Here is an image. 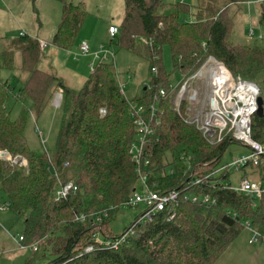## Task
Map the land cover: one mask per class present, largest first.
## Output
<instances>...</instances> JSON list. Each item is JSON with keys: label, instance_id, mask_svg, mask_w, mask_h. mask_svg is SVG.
I'll list each match as a JSON object with an SVG mask.
<instances>
[{"label": "trees", "instance_id": "16d2710c", "mask_svg": "<svg viewBox=\"0 0 264 264\" xmlns=\"http://www.w3.org/2000/svg\"><path fill=\"white\" fill-rule=\"evenodd\" d=\"M58 1L63 6L62 19L53 43L69 48L83 27L87 11L82 3ZM248 1L227 0L224 9L209 11L206 16L197 12L193 21L186 22L181 15L190 12V7L183 2L160 13L165 0H125V15L118 27L120 34L114 37L118 36L119 46L147 58L153 74L149 85L133 102L150 114V105L160 88L169 89L171 73L163 62L166 45L170 47L174 68L186 77L214 56L235 76L258 83L264 81V48L231 41L234 21L230 4ZM11 44L20 49L21 63L15 64L13 49H4L0 51V66L9 70L17 67L23 75L18 88L8 80L0 81V150H7L13 157H25L28 165L0 159V193L10 209L25 216L23 244L41 240L43 251L39 248L33 251L34 256L27 264L46 257L49 245L53 257L44 264H215L247 227L246 222L258 232L259 241H264V193L257 205L252 206L248 196L224 186V182L230 181L228 171L200 185L186 183L192 173L208 174L217 169L229 145L236 140L227 134L220 142L209 143L195 125L187 123L163 100L162 111L157 115L160 123H154L156 132L148 148L151 181L158 182L162 191L176 188L209 193L217 203L182 199L174 210V218L166 210L152 221L137 224L135 233L118 249L95 246L86 252L96 233L107 238L123 233L115 234L110 224L138 186L130 153L136 138L132 101L123 93L113 63L99 62L85 86L75 90L55 73L40 68L42 51L38 39L20 35ZM55 86L64 92V116L56 152L50 156L46 151L31 149L27 143L29 108L25 106L21 117L12 120L7 102L11 96L24 103L31 100L35 112L40 113ZM103 108L107 110L105 115L101 112ZM263 134L264 111L252 118V135L264 144ZM51 163L59 173V181L51 172ZM168 166H175L176 171L163 177L162 170ZM69 180L75 181L77 189L67 198L56 200L57 187ZM104 211L107 218L99 222L90 220L91 215ZM79 214H86L88 220L77 221Z\"/></svg>", "mask_w": 264, "mask_h": 264}, {"label": "rangeland", "instance_id": "374dc122", "mask_svg": "<svg viewBox=\"0 0 264 264\" xmlns=\"http://www.w3.org/2000/svg\"><path fill=\"white\" fill-rule=\"evenodd\" d=\"M70 1L74 4L82 3L87 11V17L73 46L66 48L56 46L51 36L62 19L63 6L61 2L58 0H0V51L13 49L15 64L19 66L22 59L21 52L18 46L11 44V42L13 39L18 38L24 32L23 28L27 29V26L31 35H41L49 43L48 47L42 51L39 66L43 70L55 73L68 87L80 90L90 78L92 66L95 67L100 62L96 53L100 51L101 46H104L115 53L114 57H110L106 61L115 65L121 87L126 97L133 102L134 98L141 93V90L149 85L153 74L151 64L147 58L119 46L117 44L118 36L114 37L113 41L111 40L112 36L109 28L111 25L120 27L125 15V0ZM182 1L190 7V12L181 15L182 21L186 22L193 21L197 12H203L206 16L209 11L218 12L227 6V0H165L166 5L160 9V13H165L172 5ZM262 5L257 0H249L241 4H230V14L234 21L231 36L233 43L264 48V20L262 18V9L264 8ZM39 40L42 39L39 38ZM92 41L96 43L94 47ZM137 42L141 43L139 39ZM83 43L89 44L90 52L86 55H79V48ZM163 62L167 72L171 73L169 87L172 85L178 86L183 80L184 74L179 69L174 68L170 47L167 45L163 48ZM21 74L17 67L9 70L0 66V81L9 80L12 86L17 87V85L22 84L19 79L20 76L22 78L23 74ZM233 76L238 78L234 74ZM252 82L260 87L261 96H263L264 81ZM195 84L200 87L202 97L206 98L210 92L207 81H197ZM62 94L64 96L61 87H53L46 105L40 113L35 112L31 100L24 103L11 96L7 102V107L11 110L12 120L21 117L25 106L29 108L25 128L27 143L31 149L46 151L50 156H54L56 152L58 135L64 116L63 103L57 104L58 96ZM166 102L173 108L170 99H167ZM183 108H185V105ZM37 126L43 131L45 142L36 133ZM3 151L8 153L5 160L13 157L7 150ZM248 151V147L235 141L229 145L225 152L222 164L229 163L234 156L245 154ZM263 173L264 163L263 166L258 167L247 166L240 170L231 169L230 182L238 190L242 178L247 177L261 182L263 181ZM3 203L5 201L0 193V204ZM144 208V205H141L140 208H133L130 205L121 206L119 212L111 221L112 231L115 234L124 232L126 228H129L135 222ZM24 220L25 216L17 214L10 207H0V264H27L33 258L32 248L21 247L19 241V237L24 234ZM101 236L104 237L103 234ZM253 237V231L248 227H244L215 264H264V241L250 242ZM39 246L40 252H42V245L39 244ZM49 246L46 247L47 256L36 258L31 264L48 262L53 257Z\"/></svg>", "mask_w": 264, "mask_h": 264}, {"label": "built area", "instance_id": "2783aa9c", "mask_svg": "<svg viewBox=\"0 0 264 264\" xmlns=\"http://www.w3.org/2000/svg\"><path fill=\"white\" fill-rule=\"evenodd\" d=\"M264 5V0H257ZM183 2V1H182ZM162 25V24H160ZM112 37L119 33L117 26L111 25L109 28ZM21 35H26L22 32ZM142 41H144L142 39ZM41 51L48 47V42L39 41ZM90 52L88 43H83L79 48V55H86ZM100 62H108L106 60L114 57L115 53L101 46L100 51L96 53ZM95 67L92 66V72ZM156 72V69H153ZM197 81H207L210 92L205 97H202L200 87L195 84ZM123 91V89H122ZM261 95L260 87L240 76L235 78L228 67L214 56H210L204 64L195 73L190 76H184L178 86H171L169 89L160 88L159 92L154 96L153 103L150 105V114L147 113L143 106L137 103H131L132 115L136 125V138L131 145L130 153L135 164L138 175V186L122 206L130 205L133 208H140L144 205L143 212L136 218L135 222L117 237L107 238L102 237L98 232L93 237V243L87 246L86 252L95 249V246L105 248L118 249L124 244L129 237L135 233V226L139 223L152 221L163 211H170V218L175 217V208L180 201H190L200 204H216L217 200L209 193H197L194 191H183L181 189H169L168 191L160 190L158 182L153 183L151 170V157L148 153L150 141L155 136L156 129L154 123H160L157 117L161 109V103L164 100L170 99L175 111L182 115L185 121L201 132L202 136L211 144L223 140L224 135H232V138L237 142H241L248 147V152L234 156L229 163L221 164L217 169L208 174H191V177L186 181L187 186L200 185L206 181H212L213 177L220 175L224 171L230 172L231 169L240 170L247 166H261L264 163V144L256 140L252 135V118L258 111V98ZM62 102V95L58 96L57 104ZM185 105V108L183 106ZM184 112L182 113L183 109ZM102 114L105 115L107 110L103 108ZM155 123V125H157ZM36 133L45 142L43 131L39 126L35 129ZM0 151V158L5 160L8 153ZM6 152V151H5ZM4 154V155H3ZM13 164L27 166V159L23 157H12L8 159ZM52 164V163H51ZM68 162L64 165L68 166ZM51 172L59 179V173L55 166L50 165ZM176 171L175 166H168L162 170V176L166 177ZM224 186L238 193L248 196L251 200V205L256 206L262 194L264 193V180L258 182L247 177L242 178L241 186L237 190L230 181L224 182ZM154 184V185H153ZM77 189L74 180H69L66 183H61L57 187L54 197L56 200L65 199L70 192ZM0 207H9L7 202ZM108 217L106 211L101 214H93L90 216L92 222L102 221ZM79 222H86L88 216L79 214L76 216ZM246 225L254 233V237L250 240L259 241V234L251 227L249 222ZM23 236L19 237L21 247L32 248L37 251L41 242H35L29 245L23 244Z\"/></svg>", "mask_w": 264, "mask_h": 264}, {"label": "crops", "instance_id": "0c3cea01", "mask_svg": "<svg viewBox=\"0 0 264 264\" xmlns=\"http://www.w3.org/2000/svg\"><path fill=\"white\" fill-rule=\"evenodd\" d=\"M263 6V8H264V5H262ZM263 12H264V9H262V14H263ZM59 26V25H58ZM58 26H57V29H58ZM26 28L27 29H24L23 28V30H24V32L27 34V35H30L31 37H33V38H36V39H38L39 40V38L40 39H42L43 41H45V39H43L42 37H41V35H31L30 34V29H29V27H27L26 26ZM57 29H56V31H57ZM21 31H22V29H21ZM56 31L53 33V35H51L52 36V40H53V37H54V34L56 33ZM39 41H41V40H39ZM47 42V41H46ZM90 43V42H89ZM93 45V47H94V45H96V43H94L93 41L91 42ZM49 44V43H48ZM40 64V63H39ZM41 68V67H40ZM22 75V74H21ZM20 76V75H19ZM19 79H21V76H20V78ZM8 82H9V80H8ZM20 85H17V87H19ZM123 93H124V91H123ZM125 94V93H124ZM62 98H63V94H62ZM1 151V150H0ZM1 159V158H0ZM1 205V204H0Z\"/></svg>", "mask_w": 264, "mask_h": 264}, {"label": "water", "instance_id": "95a60500", "mask_svg": "<svg viewBox=\"0 0 264 264\" xmlns=\"http://www.w3.org/2000/svg\"><path fill=\"white\" fill-rule=\"evenodd\" d=\"M263 103H264L263 96L260 95L258 98V111H257V113H261L262 111H264ZM3 153H7V152L4 151Z\"/></svg>", "mask_w": 264, "mask_h": 264}]
</instances>
